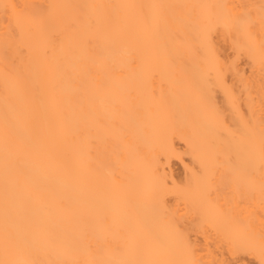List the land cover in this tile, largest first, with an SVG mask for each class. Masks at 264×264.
Here are the masks:
<instances>
[{"label":"bare ground","instance_id":"6f19581e","mask_svg":"<svg viewBox=\"0 0 264 264\" xmlns=\"http://www.w3.org/2000/svg\"><path fill=\"white\" fill-rule=\"evenodd\" d=\"M0 264H264V0H0Z\"/></svg>","mask_w":264,"mask_h":264}]
</instances>
